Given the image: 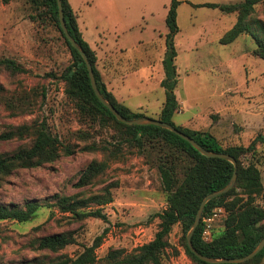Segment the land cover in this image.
I'll return each mask as SVG.
<instances>
[{
	"label": "rangeland",
	"instance_id": "rangeland-1",
	"mask_svg": "<svg viewBox=\"0 0 264 264\" xmlns=\"http://www.w3.org/2000/svg\"><path fill=\"white\" fill-rule=\"evenodd\" d=\"M179 1L175 48L179 75L176 96L181 108L172 120L177 127L210 133L225 148L248 147L258 136H264V60L254 55L257 44L249 35L222 45L221 39L238 17L208 7L243 0ZM71 2L85 41L101 53L97 67L104 81L114 79L116 96L132 111L139 109L148 118L160 119L166 100L161 80L145 83L136 73L150 63L158 62V70L162 68L169 34L166 18L172 0ZM256 11L264 20V4L257 6ZM31 15L25 0L9 4L0 1V60H14L28 71L22 75L0 72V137L19 125L38 123L46 125L64 144H77L79 150L87 144L118 147L123 155L111 163L104 183L84 189L96 194L106 185L117 183L112 190L113 203L103 208L106 220L90 218L76 222L67 214L55 211L52 215L51 210L43 207L29 222H0V264H37L60 255L74 258L100 236L103 241L96 254L100 264H105L110 252L132 253L154 239L159 224L154 216L167 208V195L153 157L120 145V135L114 128H101L87 121L66 98L62 81L50 77L61 76L72 62L71 54L53 26L33 22ZM26 94L30 98L24 101ZM24 144L0 140V153H12ZM257 151L256 161L264 184V144L258 143ZM102 157L100 152H81L62 156L40 168L18 170L2 183L0 202L24 205L29 200H44L55 194H76L81 191L75 185L82 171ZM248 160L250 157L244 163ZM259 204L264 207V196ZM224 219L212 224V233L223 230ZM41 225L40 231H33ZM67 231L75 232L77 243L59 254L35 251L30 245L34 237ZM170 242L180 250V255L175 257L170 250L166 264H194L181 246L179 227L174 228Z\"/></svg>",
	"mask_w": 264,
	"mask_h": 264
},
{
	"label": "trees",
	"instance_id": "trees-1",
	"mask_svg": "<svg viewBox=\"0 0 264 264\" xmlns=\"http://www.w3.org/2000/svg\"><path fill=\"white\" fill-rule=\"evenodd\" d=\"M9 4L13 0H0ZM32 10V21L53 26L61 35L67 46L72 62L62 72L61 76L51 74V78L62 81L66 98L74 104L81 116L92 124L101 128H114L120 135V145L130 150L137 149L141 155L153 157L157 167L162 189L167 195V208L154 216L159 220L158 231L154 239L126 254L123 250L110 252L105 264H166L169 251L175 257L180 250L173 247L170 237L175 227L180 228L181 246L194 264H208L193 254L187 243V237L195 223L198 210L204 198L209 194L225 188L235 173L234 165L222 159L208 158L196 150L189 142L173 132L153 125L136 126L119 122L112 112L97 98L91 84L87 65L81 54L71 45L60 24L59 6L57 0H25ZM67 28L71 36L84 49L92 64L98 87L117 111L128 120L147 117L144 112L132 111L120 102L98 70L97 53L83 38L76 15L69 0H62ZM181 2L172 0L166 24L169 34L166 37V54L162 61L164 79L161 82L165 90L166 100L163 104L160 121L166 122L179 131L193 138L206 150L212 153H224L234 157L238 162V179L232 190L227 194L209 202L203 212V217L192 243L202 255L215 259L244 258L251 254L264 239V207L259 204L264 196V184L261 170L256 161L257 144H264V136H258L248 147H223L221 142L207 132L192 131L177 127L173 117L180 111L181 105L176 96L179 75L176 65L178 53L175 48V37L179 32L178 8ZM264 4V0H243L229 5H208L210 8L220 9L225 14H236L237 22L221 39L222 45L233 44L242 35H249L257 46L254 55L264 60V20L257 16V6ZM7 71L14 75L27 74V69L11 59L0 60V72ZM3 88L0 86V102ZM34 94V93H33ZM30 98L26 94V98ZM47 97L46 90L42 98ZM46 125L32 123L22 124L12 128L0 137L5 141L25 142L23 146L12 153H0V187L6 178L22 169H36L46 164L58 161L62 156H74L77 153H102L101 159L93 160L80 174L75 187L81 191L73 195L55 194L44 200H29L24 205L6 204L0 202V222L15 221L29 222L38 211L45 207L69 215L71 220L84 222L90 218L106 220L103 208L113 203L112 190L117 183L108 184L96 194L87 193L88 187H95L104 183L103 177L110 169L113 161L122 158L123 150L86 145L79 150L77 144H64L60 138L47 130ZM248 163H244L247 159ZM103 181V182H102ZM94 207H96L95 210ZM224 208L227 216L223 221V230L213 232L211 239L206 241L203 233L206 228L205 219L209 218L214 209ZM53 217V216H51ZM43 226L33 229L40 231ZM103 236L98 237L94 245L85 247L77 257L60 255L52 261H40L37 264H100L96 251L102 245ZM77 243L75 232L67 231L52 235L34 237L30 245L35 251H46L59 254L68 246ZM264 249L253 259L241 264H263ZM32 264V263H30Z\"/></svg>",
	"mask_w": 264,
	"mask_h": 264
},
{
	"label": "water",
	"instance_id": "water-1",
	"mask_svg": "<svg viewBox=\"0 0 264 264\" xmlns=\"http://www.w3.org/2000/svg\"><path fill=\"white\" fill-rule=\"evenodd\" d=\"M58 1V6H59V14H60V24H61V28L62 31L64 32L65 36L67 37V39L69 40V42L71 43V45L81 54V56L83 57L87 68H88V72H89V76H90V80H91V84H92V88L97 96V98L100 100V102L107 107L112 114L117 118V120L123 124H127V125H136V126H148V125H153V126H158L164 129H167L171 132H173L174 134L178 135L180 138L184 139L185 141L189 142L196 150H198L202 155L208 157V158H214V159H222V160H227L229 162H231L234 167H235V173L233 175L232 180L230 181V183L223 188L220 191L214 192L212 194H209L207 197L204 198L203 202L200 205V208L198 210L197 216H196V220L195 223L192 227L191 232L189 233L188 237H187V243H188V247L190 249V251L195 254V256L200 259L201 261L208 263V264H241V263H245L253 258H255L263 249H264V239L261 241V243L258 245V247L248 256L244 257V258H235V259H215V258H209L206 257L204 255H202L201 253H199L195 247L193 246L192 243V239L193 236L195 234V232L197 231V228L199 227L202 217H203V212L204 209L206 207V205L211 202L212 200H215L225 194H227L230 190H232L234 188V186L237 183V179H238V162L237 160L232 157L229 154H224V153H212L208 150H206L205 148H203L200 144H198L193 138H191L190 136L186 135L185 133L179 131L176 127L160 121V120H155L152 118H148V117H144L141 119H137V120H128L126 119L124 116H122L117 109L110 103L108 102L105 97L102 95L97 81H96V77H95V73L92 67V64L89 60V57L87 56L86 52L84 51V49L77 43V41L71 36L68 28H67V24H66V20H65V14H64V9H63V3L62 0H57Z\"/></svg>",
	"mask_w": 264,
	"mask_h": 264
},
{
	"label": "crops",
	"instance_id": "crops-1",
	"mask_svg": "<svg viewBox=\"0 0 264 264\" xmlns=\"http://www.w3.org/2000/svg\"><path fill=\"white\" fill-rule=\"evenodd\" d=\"M70 1V4H71V6H72V2H71V0H69ZM73 7V6H72ZM75 11V10H74ZM76 13V12H75ZM80 28V27H79ZM83 34V33H82ZM83 38H84V36H83ZM87 42V41H86ZM95 51V50H94ZM96 53H97V56H98V63H99V55L101 54L100 52H97V51H95ZM103 55L104 56H107V54H104L103 53ZM109 61V65H112L111 64V61L110 60H108ZM162 64V63H161ZM158 62H156V63H154V64H152V63H150L149 65H144L143 67H140L138 70H137V77L141 80V81H143V82H145V83H148V82H150V81H152V80H161V82H162V80L164 79V70H163V66H161L162 68H161V70H158ZM109 68H111V66H109ZM111 78H112V76H111ZM114 79L112 78V81L111 82H108V83H106L107 84V86H108V88H109V90L110 91H112L113 93H114V95L116 96V94H115V86H114V81H113ZM117 97V96H116ZM117 99H118V97H117ZM119 100V99H118ZM120 101V100H119ZM120 102H122V101H120ZM123 103V102H122ZM143 111H146L145 109H142ZM137 111H139V109L137 110Z\"/></svg>",
	"mask_w": 264,
	"mask_h": 264
},
{
	"label": "built area",
	"instance_id": "built-area-1",
	"mask_svg": "<svg viewBox=\"0 0 264 264\" xmlns=\"http://www.w3.org/2000/svg\"><path fill=\"white\" fill-rule=\"evenodd\" d=\"M227 216V212L224 208L220 207V208H216L214 209L213 211V214L205 219V224H206V228H205V231L203 233V238L208 241L211 239V236H212V232H211V228H212V224L218 220V219H221V218H226Z\"/></svg>",
	"mask_w": 264,
	"mask_h": 264
}]
</instances>
